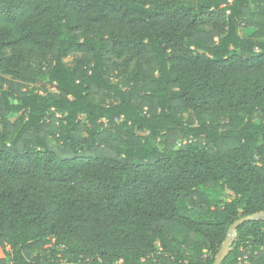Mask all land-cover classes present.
Segmentation results:
<instances>
[{
    "label": "trees",
    "instance_id": "1",
    "mask_svg": "<svg viewBox=\"0 0 264 264\" xmlns=\"http://www.w3.org/2000/svg\"><path fill=\"white\" fill-rule=\"evenodd\" d=\"M263 212L264 0H0V264H214Z\"/></svg>",
    "mask_w": 264,
    "mask_h": 264
},
{
    "label": "water",
    "instance_id": "2",
    "mask_svg": "<svg viewBox=\"0 0 264 264\" xmlns=\"http://www.w3.org/2000/svg\"><path fill=\"white\" fill-rule=\"evenodd\" d=\"M264 218V212L263 213H254V214H251V215H247V216H244V217H241L239 219H237L230 227V232H233V239L235 238L236 236V229H237V226L246 222V221H252V220H256V219H262ZM232 236V235H231ZM230 241L229 239H226L214 264H221L222 261H223V258L225 257L226 253L228 252L229 250V246H230Z\"/></svg>",
    "mask_w": 264,
    "mask_h": 264
},
{
    "label": "rangeland",
    "instance_id": "3",
    "mask_svg": "<svg viewBox=\"0 0 264 264\" xmlns=\"http://www.w3.org/2000/svg\"><path fill=\"white\" fill-rule=\"evenodd\" d=\"M71 59H72V58H67L66 61H67V62H70ZM231 235H232V236H231ZM227 239H229L230 243H232V241H233V232H230V230H229V233H228V237H227ZM53 242H54V238L52 239L51 244L45 246V247L42 248L40 251H41L42 253L48 254V253H49V248L51 247V245L53 244ZM7 249H9V247H7ZM3 255H4V250L1 249V250H0V257H2Z\"/></svg>",
    "mask_w": 264,
    "mask_h": 264
},
{
    "label": "built area",
    "instance_id": "4",
    "mask_svg": "<svg viewBox=\"0 0 264 264\" xmlns=\"http://www.w3.org/2000/svg\"><path fill=\"white\" fill-rule=\"evenodd\" d=\"M12 264V263H11Z\"/></svg>",
    "mask_w": 264,
    "mask_h": 264
}]
</instances>
